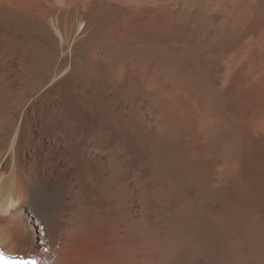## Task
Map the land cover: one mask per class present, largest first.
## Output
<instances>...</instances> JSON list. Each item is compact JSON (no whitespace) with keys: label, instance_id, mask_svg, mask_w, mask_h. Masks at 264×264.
Listing matches in <instances>:
<instances>
[{"label":"bare ground","instance_id":"6f19581e","mask_svg":"<svg viewBox=\"0 0 264 264\" xmlns=\"http://www.w3.org/2000/svg\"><path fill=\"white\" fill-rule=\"evenodd\" d=\"M0 264H264V0H0Z\"/></svg>","mask_w":264,"mask_h":264}]
</instances>
